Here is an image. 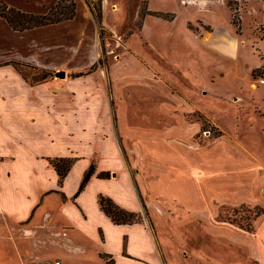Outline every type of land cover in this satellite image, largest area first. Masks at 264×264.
Segmentation results:
<instances>
[{
	"label": "rangeland",
	"instance_id": "374dc122",
	"mask_svg": "<svg viewBox=\"0 0 264 264\" xmlns=\"http://www.w3.org/2000/svg\"><path fill=\"white\" fill-rule=\"evenodd\" d=\"M12 1L43 10L39 0ZM75 1V18L43 30L31 53L35 64L23 63L20 79L0 71V121L30 114H41L53 127L68 121V140L75 144L63 156L76 159L68 175L86 165L75 189L91 163L98 179L106 181L93 182L83 201L92 208L96 188L112 192L98 190L97 201L105 194L138 212L141 219L135 224L150 229L169 264H264V234L259 233L264 189L257 187L255 198L247 197V189L230 183L233 175L225 177L227 159L220 154L227 136L255 126V115H264V0ZM234 40L237 53L225 52L234 48ZM197 42L214 59L201 61ZM225 58L233 63L225 67ZM62 70L65 78L56 76ZM227 71L243 79L234 91H223ZM225 112L232 117L226 125ZM32 140L40 151H55L37 133ZM0 152L22 155L1 133ZM4 153L0 191L14 170L3 199L22 217L26 191L32 199L38 183ZM36 158L33 163L54 169L51 157L38 153ZM55 178L62 190L65 179L59 183ZM73 186L70 181L69 191ZM67 199L77 202L74 194ZM50 228L49 218L30 226L0 208V264L50 258L63 245L59 231L46 234ZM62 235L71 248L80 247L65 253L64 262L105 264L94 255L92 227L79 223L68 237ZM110 235L117 245L119 234ZM142 243L136 235L133 245L139 252Z\"/></svg>",
	"mask_w": 264,
	"mask_h": 264
},
{
	"label": "crops",
	"instance_id": "0c3cea01",
	"mask_svg": "<svg viewBox=\"0 0 264 264\" xmlns=\"http://www.w3.org/2000/svg\"><path fill=\"white\" fill-rule=\"evenodd\" d=\"M4 1L18 9L34 13H46L57 2V0H39L43 10L42 12H37L30 10V8H24V5L17 4L12 0ZM30 1L31 0H23V3L25 2L28 4ZM73 19L68 21L70 22ZM65 23H67V21L18 31L14 30L5 18L0 17V27L2 29L0 30V71L2 73H9L15 79H20L21 76L19 71L12 64L4 63L13 60L23 63L35 64L32 62L33 58L31 53L34 47H36V42L38 41L42 32H44L43 30L48 31L53 25L62 26ZM210 35H214V38H220L216 34ZM206 38H203V40ZM201 41L202 40H199V42ZM198 44L199 43L197 42V45ZM233 47L234 48L231 49L226 48L227 50L225 52L234 51V53H237L238 50L236 41ZM200 48L203 50V53L200 54L202 59H200L201 61L209 62L211 61L210 59H214V57L207 53L209 50H207L206 47L202 48L200 46ZM228 58H225V67L229 66L231 62L233 63V61ZM226 74H228V77ZM226 74L225 78L222 79L225 80L223 91L229 92L236 90L243 79H239V75L231 71H227ZM229 74L232 76H229ZM201 78L205 79V81L211 79L210 75H203ZM252 86L256 87L254 85ZM215 88L216 90H219L218 87ZM40 115L35 117L34 114H30V118H14L7 119L6 122L0 121V133L2 136L10 137L12 144L21 149L22 155L17 157L12 153H0L12 155L15 160L14 164L19 163L18 166L20 169L25 170L30 175L33 174V177L38 183L36 187V195L32 199L30 198L31 194H28L26 191L24 204H27V209L25 214L22 217L13 214L10 209L11 202L3 199L6 193L10 191L11 182L15 178V172L13 170V179L6 181L4 185L6 190L4 192L3 188L2 191H0L1 211L5 214H8V216L12 217L17 222L26 223L30 226L33 224H39L41 219L49 218L51 220V228L46 231V234L47 232L59 231V235H61V237H58V240L60 244H63L62 249L57 247L56 250L51 255H49L50 258L33 259L29 261L28 264L35 262L56 261L60 259L61 264H69L64 262L65 253H71V251L79 249L80 247L76 246L71 248V246L63 241L65 237L62 234L64 233V235L68 237L70 233L76 229V225H79V223L93 228L96 238V249L94 255L98 256L100 259H104L105 264H169L167 258L164 256L162 248L158 244L159 242L154 237L155 235L151 233L150 229H147L142 224H116L101 209L100 204L97 201L96 193L98 190H101L104 193H109L105 191L103 187H98L95 189L93 207L91 206L92 208H89L87 203L83 201L84 192L92 187L93 182L105 185V183H103L106 182L105 180L102 182V180L98 179V172H95V174L91 177L92 179L89 184H87V187H85V189L77 197L74 196V198L77 199V202L72 200L68 201V199L67 202L65 201L66 196L68 198L73 194L75 195V192H77L78 189L76 190L75 188L86 165H83L81 168H75L76 170L74 169V171L69 175L67 174L63 188L61 190L57 187L58 182L57 178H55V175L57 177L58 174L55 168L53 169L52 167L48 169V167L42 164L33 163L35 162L33 161V157L36 158L38 153L48 156L49 158L69 157L63 156L64 151L68 150L75 144L73 140H68L70 135V124L67 123L68 121L66 122V125H56L57 127H53L49 123V119H45L43 117L40 118ZM31 116H34L36 120L33 121L34 119L31 118ZM228 118L232 117L230 113L225 112V125L229 123ZM255 118L258 120L257 121L255 119V126L252 127L249 125L247 128H243L241 131L242 133L237 135L235 133L232 134V136L234 135L236 138H233L231 135L227 136L228 139H225V145L220 147L221 156L224 158V161L227 159V162L225 161L224 163L225 170L223 171L225 173V177L233 175V179L230 183L237 186L239 190L247 189V195H245L251 198H255L257 187L258 191L260 188L264 189V115H255ZM7 131L11 133H8L7 135ZM35 133H37V135L39 134V136L45 137V139L48 141V144L55 148V151L43 152L39 149H36L37 142L34 143L32 140V136H35ZM207 151L210 152V158L214 156L211 149H207ZM114 157H118L117 154ZM233 158H236L237 162L232 163V161L229 160ZM50 175L53 176L54 180H50L48 178ZM246 175H249L250 178H247ZM226 180L227 179L225 178V181ZM70 181L74 182L72 191H69L68 188ZM113 195L116 197L118 193H113ZM261 198L264 199V195ZM59 208H61V212L55 214L54 210L59 212ZM71 211H74L77 214V221L74 217H72ZM62 228H65L66 231L64 232V229ZM111 231H116L119 234V242L117 245L113 244L115 243V240L110 235ZM101 232L104 233V238L101 237ZM259 233L264 234V224L260 227ZM126 235L127 242L124 240ZM136 235L142 237V244L144 245L145 243V246L141 247V249H144V251H137L140 247L133 245ZM154 247L157 249V255L154 251ZM149 253H154L155 256L147 255ZM104 256H106L108 259H106Z\"/></svg>",
	"mask_w": 264,
	"mask_h": 264
},
{
	"label": "trees",
	"instance_id": "16d2710c",
	"mask_svg": "<svg viewBox=\"0 0 264 264\" xmlns=\"http://www.w3.org/2000/svg\"><path fill=\"white\" fill-rule=\"evenodd\" d=\"M76 9L77 3L75 0H57L48 12L34 13L18 9L7 4L4 0H0V17L5 18L9 25L14 30L18 31L71 20L76 16ZM235 25L239 28V25ZM4 64H12L18 71H20V66L23 62L12 60L5 62ZM75 76L79 75L76 74ZM75 160L76 159L72 157H56L50 159V163L54 166L59 176V183L64 181L71 167L75 163ZM94 174L95 164L91 163L74 195L75 197L85 189L88 181ZM99 204L101 209L116 224H131L138 222L141 219V215L138 212L130 211L121 207L110 196L105 194L100 195Z\"/></svg>",
	"mask_w": 264,
	"mask_h": 264
},
{
	"label": "built area",
	"instance_id": "2783aa9c",
	"mask_svg": "<svg viewBox=\"0 0 264 264\" xmlns=\"http://www.w3.org/2000/svg\"><path fill=\"white\" fill-rule=\"evenodd\" d=\"M261 83L264 84V78L261 80ZM32 264H61L60 260H56V261H46V262H35Z\"/></svg>",
	"mask_w": 264,
	"mask_h": 264
},
{
	"label": "water",
	"instance_id": "95a60500",
	"mask_svg": "<svg viewBox=\"0 0 264 264\" xmlns=\"http://www.w3.org/2000/svg\"><path fill=\"white\" fill-rule=\"evenodd\" d=\"M56 76L61 77V78H65L66 77V72L64 70L57 71L56 72Z\"/></svg>",
	"mask_w": 264,
	"mask_h": 264
}]
</instances>
